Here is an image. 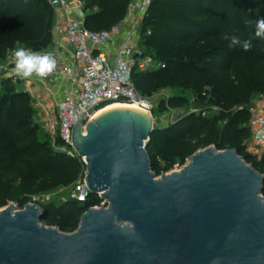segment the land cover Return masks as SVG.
Here are the masks:
<instances>
[{
	"label": "trees",
	"instance_id": "1",
	"mask_svg": "<svg viewBox=\"0 0 264 264\" xmlns=\"http://www.w3.org/2000/svg\"><path fill=\"white\" fill-rule=\"evenodd\" d=\"M80 1L85 4V27L98 32L121 23L131 0ZM260 18H264V0L153 1L144 24L152 34L144 45L166 67L135 72L137 90L148 98L164 90L190 93L202 102L210 97L221 109L212 117L205 112L193 113L168 127H155L146 150L156 177L169 173L176 164L184 165L209 147L235 150L264 176V154H250L246 144L251 139L248 106L256 94L264 93V75L239 77L230 86L218 82L219 69L230 71L247 60L256 67L264 65V39L255 37L254 23L245 24L246 20ZM53 25L54 10L47 0H0V63L16 47L48 50L53 43ZM225 32L242 41L250 40L251 48L244 51L238 45L232 46L223 39ZM162 103L176 111L186 108L189 99L184 95L170 96ZM241 106L244 110H237ZM39 133L30 95L11 80H2L0 208L17 203L22 210L31 197L60 187H75L84 175L83 164L77 158L42 142ZM102 203L99 195L90 194L84 203L67 199L61 204L41 205L42 222L63 233H74L83 214Z\"/></svg>",
	"mask_w": 264,
	"mask_h": 264
},
{
	"label": "water",
	"instance_id": "2",
	"mask_svg": "<svg viewBox=\"0 0 264 264\" xmlns=\"http://www.w3.org/2000/svg\"><path fill=\"white\" fill-rule=\"evenodd\" d=\"M93 108L78 118L73 147L86 158L90 193L107 206L89 209L70 235L43 224L39 204L7 207L0 264H264L262 174L235 150L209 147L157 178L146 150L153 117L113 111L83 133Z\"/></svg>",
	"mask_w": 264,
	"mask_h": 264
},
{
	"label": "built area",
	"instance_id": "3",
	"mask_svg": "<svg viewBox=\"0 0 264 264\" xmlns=\"http://www.w3.org/2000/svg\"><path fill=\"white\" fill-rule=\"evenodd\" d=\"M153 1L131 0L121 23L108 30L95 32L87 29L85 22L74 12L84 11V2L47 0L54 10L53 43L42 53L50 52L57 60L54 72L44 79L32 77L23 80L15 77L10 60L14 49L8 51L0 64V82L11 80L15 85L20 82L39 84L41 88H30L26 93L31 97L41 127L49 135L56 151L77 158L83 164L84 175L73 187L71 200L84 203L91 194L85 181L86 158L80 157L73 147V131L78 118L99 102L101 103L94 107H99L98 110L111 103H130L143 108L153 117V99L159 93L150 98L144 97L137 90L134 81L135 72L155 71L166 67L144 45L146 38L152 34L150 29H144V24ZM122 25L124 28L121 30ZM59 79L63 81L59 82ZM55 86L58 89H54ZM215 110L218 112L221 109L217 107ZM237 110L242 111L244 107ZM91 111L83 118V133L97 112ZM248 111L252 140V147L251 150L248 148V152L260 156L264 154V95L252 101ZM190 113L193 114L194 110ZM29 204H38L37 197H31ZM102 206H107L104 201Z\"/></svg>",
	"mask_w": 264,
	"mask_h": 264
},
{
	"label": "rangeland",
	"instance_id": "4",
	"mask_svg": "<svg viewBox=\"0 0 264 264\" xmlns=\"http://www.w3.org/2000/svg\"><path fill=\"white\" fill-rule=\"evenodd\" d=\"M221 64H222V62H221ZM218 74H219L218 75L219 76L218 82L223 86H230V85H235L236 80L239 77L249 78L250 76H254L257 74H259V75L263 74L264 75V65H260V66L256 67V66L252 65L251 61L247 60L243 63L238 64L236 67H234L230 71L226 68L219 69ZM180 95H184L189 99V104L186 108L179 109L176 111H172L168 107V105H165L164 103H162V102H166L168 100L167 98L170 96H180ZM263 95H264V93L256 94L252 101L258 100ZM153 101L155 103V111L153 113V119L155 120L154 124L157 128H165V127H168L169 125L176 123L177 120L180 119L181 117H183L184 115L191 114L190 113L191 110H194V113L195 112L196 113L205 112L208 117H212V116L216 115V113H217L215 110L217 108V106L212 103V99L210 97L207 99V101L202 102V101L197 100L190 93L183 94L181 91H172V90L161 91L156 97H154ZM125 104H129V103H125ZM35 121L40 126V133H39L40 134V140L42 142H48L51 145V147L54 149L49 135L41 127L39 120L36 117V115H35ZM192 144H194V143H192ZM246 144H247L249 150H251L252 140L249 139L248 141H246ZM253 153H255V152H253ZM189 159L185 162L184 165L176 164L175 167L172 169V171H170L169 173L175 172V171L178 172L179 170H181V168H183L184 166H186L189 163ZM160 177H157V178H160ZM72 189H73L72 186L69 188L60 187L56 190L45 192V193H42L40 195H37L36 197L38 199V204L39 205H46L49 203L61 204L64 201H66L67 199H70ZM13 205H15L14 206L15 211H20V206L17 203H10L8 206H6L4 208H0V211L6 209L9 206H13ZM46 226L51 227L48 225H46ZM65 234L70 235L73 233H65Z\"/></svg>",
	"mask_w": 264,
	"mask_h": 264
},
{
	"label": "clouds",
	"instance_id": "5",
	"mask_svg": "<svg viewBox=\"0 0 264 264\" xmlns=\"http://www.w3.org/2000/svg\"><path fill=\"white\" fill-rule=\"evenodd\" d=\"M255 24V37L264 39V18L255 21L246 20V25ZM223 39L229 40L232 46H240L244 51L251 48L250 40H241L235 35L223 33ZM12 73L15 77L27 80L32 77L44 79L51 75L57 67V60L52 53H42L25 47L15 48L10 57Z\"/></svg>",
	"mask_w": 264,
	"mask_h": 264
},
{
	"label": "bare ground",
	"instance_id": "6",
	"mask_svg": "<svg viewBox=\"0 0 264 264\" xmlns=\"http://www.w3.org/2000/svg\"><path fill=\"white\" fill-rule=\"evenodd\" d=\"M119 110L134 111V112L146 115V116L150 117V119H151V114L149 112L145 111L143 108H141L135 104L112 103V104H109L108 106L104 107L103 109L98 110L93 117V121H95L98 117H100L104 114H107V113L113 112V111H119ZM97 210H99V209H97Z\"/></svg>",
	"mask_w": 264,
	"mask_h": 264
},
{
	"label": "crops",
	"instance_id": "7",
	"mask_svg": "<svg viewBox=\"0 0 264 264\" xmlns=\"http://www.w3.org/2000/svg\"><path fill=\"white\" fill-rule=\"evenodd\" d=\"M63 81L62 79H59V82ZM17 88L21 91H25V92H29L30 88H41L39 86V84L35 83L33 84H29V83H25V82H20L18 84H16ZM54 89H58V86H55Z\"/></svg>",
	"mask_w": 264,
	"mask_h": 264
}]
</instances>
